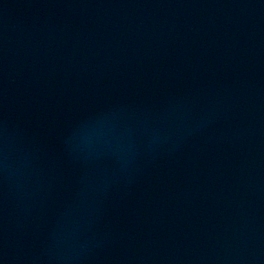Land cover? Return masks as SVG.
Here are the masks:
<instances>
[{
	"label": "water",
	"instance_id": "obj_1",
	"mask_svg": "<svg viewBox=\"0 0 264 264\" xmlns=\"http://www.w3.org/2000/svg\"><path fill=\"white\" fill-rule=\"evenodd\" d=\"M0 264H264V0H0Z\"/></svg>",
	"mask_w": 264,
	"mask_h": 264
}]
</instances>
